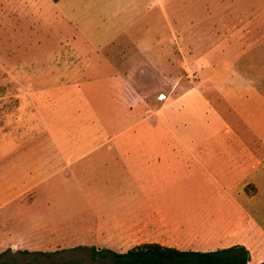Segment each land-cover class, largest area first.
I'll list each match as a JSON object with an SVG mask.
<instances>
[{
	"label": "rangeland",
	"instance_id": "1",
	"mask_svg": "<svg viewBox=\"0 0 264 264\" xmlns=\"http://www.w3.org/2000/svg\"><path fill=\"white\" fill-rule=\"evenodd\" d=\"M176 1L135 31L131 0H0V264L110 261L77 225L105 152L264 154V0Z\"/></svg>",
	"mask_w": 264,
	"mask_h": 264
},
{
	"label": "crops",
	"instance_id": "2",
	"mask_svg": "<svg viewBox=\"0 0 264 264\" xmlns=\"http://www.w3.org/2000/svg\"><path fill=\"white\" fill-rule=\"evenodd\" d=\"M170 3L131 0L126 9L139 17L133 16L127 30L152 29L148 13L153 11L157 22L169 24ZM177 39L170 34L163 41ZM255 92L264 103V91ZM224 128L229 126L225 123ZM104 155L110 160L103 163L107 172L101 175V167L93 168L98 177L78 178L89 212L77 225L81 239H91L85 243L91 247L116 253L146 243L180 251L209 252L236 245L248 250L247 234L255 229L264 233V213L257 211L264 206V154L258 158L254 152L245 157L229 151L205 156L108 151ZM255 253V264L264 262V247Z\"/></svg>",
	"mask_w": 264,
	"mask_h": 264
},
{
	"label": "trees",
	"instance_id": "3",
	"mask_svg": "<svg viewBox=\"0 0 264 264\" xmlns=\"http://www.w3.org/2000/svg\"><path fill=\"white\" fill-rule=\"evenodd\" d=\"M90 250L93 256L109 258L110 261L106 264H248L250 261L249 251L240 245L209 252L180 251L156 243L137 245L124 253H116L108 249L98 250L94 247Z\"/></svg>",
	"mask_w": 264,
	"mask_h": 264
},
{
	"label": "built area",
	"instance_id": "4",
	"mask_svg": "<svg viewBox=\"0 0 264 264\" xmlns=\"http://www.w3.org/2000/svg\"><path fill=\"white\" fill-rule=\"evenodd\" d=\"M195 73H196V70H188V75L190 76V77H194L195 76ZM165 97H163V96H161V98L160 99H164Z\"/></svg>",
	"mask_w": 264,
	"mask_h": 264
},
{
	"label": "bare ground",
	"instance_id": "5",
	"mask_svg": "<svg viewBox=\"0 0 264 264\" xmlns=\"http://www.w3.org/2000/svg\"><path fill=\"white\" fill-rule=\"evenodd\" d=\"M191 226H193V225H191ZM185 227L188 228V229H192L188 224H186Z\"/></svg>",
	"mask_w": 264,
	"mask_h": 264
}]
</instances>
